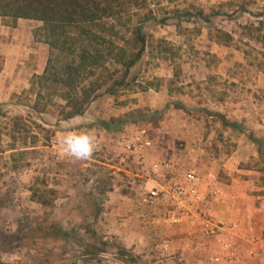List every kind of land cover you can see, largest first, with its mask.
Segmentation results:
<instances>
[{
	"label": "rangeland",
	"instance_id": "374dc122",
	"mask_svg": "<svg viewBox=\"0 0 264 264\" xmlns=\"http://www.w3.org/2000/svg\"><path fill=\"white\" fill-rule=\"evenodd\" d=\"M242 4L246 1L235 0L233 3L235 7ZM200 12L203 16L199 15ZM216 13V10L202 8L200 0H145L118 25L127 40L132 38L130 33L136 26L142 28L148 40L144 56L127 77L128 87L114 96L103 94L78 121L63 120L59 105L65 103L58 97H54L52 103H43L46 107L42 113L34 109L38 89L32 86L36 75L31 74L34 68H46L52 52L49 45L36 42V34L40 33L43 23L34 28L35 23L21 19L22 28L16 32L19 20L15 23L10 18H1L0 28L8 32L4 35L8 44L5 40L0 45L6 46L8 58L13 62L9 72L14 76L16 91L9 103L0 102V263L168 264L161 242L169 239L160 236L159 232L152 248L163 257L151 258L145 254L149 247L126 249L120 236L114 231H105L103 226L109 207L117 205L121 198L136 205L139 199L140 206L147 213L149 208L142 203L145 194L157 186L161 170L174 164L177 177L195 172V185L203 202L192 212L200 214L202 228L206 218L215 224H234L216 222L207 204L221 194L230 203L231 191L237 182L254 183L256 190L252 200L257 207L262 203L264 137L258 139L261 146L255 143L256 157L246 150L245 155L250 154V160L238 166L230 161L234 151L228 141L231 140L230 134L219 135L216 131V128L220 130L216 125L221 123L224 128L236 124L218 115L217 104L238 99L246 108L248 100L258 99L241 84L244 77L254 76L252 71L255 70L247 67L230 70L231 77L240 79L237 90L220 80L222 60L210 41H216L219 36L225 43H232V40L222 37V27L226 25L216 18ZM242 18V22H250L248 16L242 15ZM263 29L264 26L260 31ZM252 30L243 31L248 41L236 38L234 45L236 49H243L251 60H256L257 69L264 73V53H256L249 43L250 37L257 33L255 28ZM256 38L264 43L263 36ZM40 44L45 51L39 52ZM229 55L234 59L233 54ZM5 61L6 56L0 54V72ZM106 64L111 71L121 68L112 62ZM232 91L235 92L232 94ZM127 117L129 123L121 129L118 120ZM17 118H22L19 127ZM102 121L109 123L112 130L99 126ZM239 126L248 140H254V132L243 123ZM192 129L203 130L205 137H211L209 144L195 149L187 143L182 131ZM81 130H90L97 137L98 147L92 158L86 161L74 160L59 143L67 133ZM140 130L146 131L152 142L151 149L128 153L117 147L116 140L122 131L131 135ZM224 137L228 138L227 143ZM241 170L257 174L252 173V178L251 175L237 178ZM169 209V205H164L158 212L164 215ZM139 219L144 231L142 235L148 237L147 221L144 223V219ZM161 224L167 226L163 219ZM171 226L178 225L167 227ZM202 232L204 234V230ZM219 232L224 231H216L215 235H209L210 238L214 239ZM224 233L227 234L226 244L230 231ZM234 237L229 249L223 244L224 250L233 249ZM230 255L234 256L232 252L222 256L225 259L220 264H248L236 255L233 261L226 260ZM262 255L261 252H252L251 259L258 261ZM210 258L196 264H210ZM175 261V264L183 263Z\"/></svg>",
	"mask_w": 264,
	"mask_h": 264
},
{
	"label": "crops",
	"instance_id": "0c3cea01",
	"mask_svg": "<svg viewBox=\"0 0 264 264\" xmlns=\"http://www.w3.org/2000/svg\"><path fill=\"white\" fill-rule=\"evenodd\" d=\"M242 1H246V4L235 7L233 5L235 0H200L202 8L206 7L217 11L216 18L220 19L222 24L226 25L225 27H222V31L232 38V43H225L223 41L218 42L217 40L210 41V45L214 48L215 53H220L218 57L222 60L219 72L221 75L220 80L222 82H228L231 89L234 88V90H237L238 85L240 84V79L236 76L235 78L231 77L230 74L232 72L230 73V70L240 67H247L255 70L254 72L252 71V75L254 74V76H246L244 79L241 78V84L244 85L247 91L256 94L258 99L248 100V107L246 108L243 102H240L238 99L233 100L232 98V100L230 99L231 101L220 102L217 104L218 109L216 111L218 115L225 116L226 121L230 119L233 123H236L235 125L227 126L225 128L222 123L216 125V127H220V130L219 128H216V131L220 133L219 135L230 134L229 137L231 140L228 141L229 143H232L231 148L234 149L232 160L230 161H233V163H236L238 166L241 165V163H247L248 160H250V154L251 156L256 157L257 153V151L255 153V142L251 139L248 140L245 135L241 133L242 128L239 126L240 123H243V126H247L250 131L255 133L254 138L259 139L260 136L264 137V101H262L264 100V73L257 69L255 64L256 60H251L243 49H236L237 46L234 45L236 43L234 39L236 38H242L244 41H248V36L243 34L246 26H253L255 30L260 27L261 23L264 26V0ZM219 10L223 11L218 12ZM233 14L235 15L231 16ZM242 15L248 16L250 22H242ZM1 21L2 19L0 18V22ZM22 21L23 20L18 21V29L14 31L19 32V30H21ZM29 22L35 23L34 28L41 27L42 25V23L38 21ZM0 35H3L0 36V42L6 40V43L8 44L7 36H4L8 35V32H5L3 28H0ZM10 35H13V32H10ZM30 36L33 38L32 33H30ZM256 36H263L264 38V29L255 33V36L250 37L249 39V43L256 53H264V43L258 41ZM45 49L46 48H43L41 45L39 52H43ZM222 53H225V56H223ZM229 53L234 55V59L231 55L228 56ZM0 54L6 56L5 65L0 72V102L9 103L11 96L16 91L14 76L9 72L10 69L13 68V62L9 60L6 46L4 44L0 45ZM44 70L43 67L40 70H35L34 68L31 75H41L44 73ZM228 92L231 93L230 91ZM233 92L235 91H232V94ZM260 96L262 97L260 98ZM79 118H81V116L71 120L78 121ZM259 120H262L263 123L261 124ZM255 121L257 124L254 123ZM182 133L183 137L185 135L187 143L193 145V148L195 149L200 148L202 144H209V139L211 138L205 137L206 133L204 134L203 130L192 129L191 131H182ZM240 136L242 137L240 138ZM224 139H226L224 141L227 143L228 138L224 137ZM218 142L220 141H217L216 143ZM246 150L250 151L249 155H245V152H247ZM174 165L163 171L161 170L162 176L158 178L157 184L160 183L164 186H171L173 184L183 185L187 183L186 176H176L178 172L175 168L176 165ZM164 172L166 173L164 174ZM189 173L195 172L191 171ZM252 173H254V171L241 170L238 171V175L236 176L237 178H240L242 175H251L249 177L252 178L254 177V174H257ZM240 187L243 189L245 188V191L240 189ZM255 190L256 185L254 183L251 184V181L247 183L245 181L242 183L237 182L235 189L233 190L232 188V199L230 203L229 201L227 202L221 194L220 196H216L214 201L207 204L210 206L207 207L211 208L210 214L215 217L216 222L240 224V230L235 233V237L233 238L234 247L230 251L223 249V244L227 237L226 233L219 232V235L215 236L214 239H211V236L206 237L203 234L200 214L195 215V213L192 212L185 217L181 225L167 227L161 224L160 212H158V210L149 209L147 214V210L140 206L139 199H137L138 203L136 205L135 202L131 204L129 200L127 201L124 200V198H121L117 205L109 207L107 214H105L108 218H106L103 228L105 231H114L113 233L115 235H119L120 240L123 242L126 249L134 247L133 249L139 250L143 247H149L145 254H148L147 257L151 258L163 257V255L157 254L158 251L153 250L152 248V246H155L154 244L156 242L155 239L158 238L157 236L163 235L171 242L170 253L165 255L168 257V264H175L173 263L174 260H176L175 262H177V260L183 262L181 264H196L199 260L201 262L202 259H209L211 256L215 255L225 256L230 252L236 255L239 260L248 264H256L255 262L257 260L254 261L251 259L252 252H261L263 255L257 261V264H264V240H262V232L264 231V194L261 197L262 203L257 207L253 202L254 200H252L254 199L252 194ZM257 190L262 191L264 189L262 188L261 190L260 188H257ZM137 195H139V193ZM122 200L124 202H122ZM250 201H252L253 204H249ZM140 217L142 220L144 219V223L147 221V224L145 223V225L150 228L147 233L148 237H143L142 235L144 234V231L143 227H140L139 224V222H141L139 219ZM157 232H159V235ZM153 254L154 256H152Z\"/></svg>",
	"mask_w": 264,
	"mask_h": 264
},
{
	"label": "trees",
	"instance_id": "16d2710c",
	"mask_svg": "<svg viewBox=\"0 0 264 264\" xmlns=\"http://www.w3.org/2000/svg\"><path fill=\"white\" fill-rule=\"evenodd\" d=\"M144 1L0 0V18H10L15 23L21 19L43 23L36 42L52 48L44 73L36 75L32 83L38 89L34 108L37 112H43V103H52L58 97L65 103L59 105L63 120H70L83 116L103 94L114 96L128 87L127 77L144 56L148 40L140 26L131 30L132 38L127 40L118 25ZM199 15L203 16V12ZM262 26L261 23L255 31ZM253 28L245 29L253 32ZM221 35L232 40L228 34ZM120 40L124 44H119ZM108 62L121 68L111 71ZM128 119L118 120L121 129L129 123ZM16 121L19 127L22 118ZM99 126L112 130L105 121ZM252 139L261 146L260 140Z\"/></svg>",
	"mask_w": 264,
	"mask_h": 264
},
{
	"label": "built area",
	"instance_id": "2783aa9c",
	"mask_svg": "<svg viewBox=\"0 0 264 264\" xmlns=\"http://www.w3.org/2000/svg\"><path fill=\"white\" fill-rule=\"evenodd\" d=\"M116 145L119 149L128 153H138L152 148V142L147 137L145 130H140L136 134H127L122 131L116 140ZM186 184H173L171 186H164L157 184L156 187L151 189L143 198V205L151 210H160L164 205H169V209L164 215H161V220L167 226L180 225L183 223L185 217L197 209V204L203 202L199 190L196 188V175L189 173L186 176ZM207 217V216H206ZM205 236L215 235L216 231H230L229 242L224 244L225 249L231 247L232 237L239 231L238 224H215L210 218H206L203 224ZM217 236V234H216ZM161 247L165 255L170 252L171 246L169 240H163ZM224 257L220 255L211 256L210 264H220L224 261ZM235 255H230L226 260L233 261Z\"/></svg>",
	"mask_w": 264,
	"mask_h": 264
},
{
	"label": "clouds",
	"instance_id": "9594fccd",
	"mask_svg": "<svg viewBox=\"0 0 264 264\" xmlns=\"http://www.w3.org/2000/svg\"><path fill=\"white\" fill-rule=\"evenodd\" d=\"M59 143L63 151L77 161L91 159L98 147L97 137L90 130L69 132L59 140Z\"/></svg>",
	"mask_w": 264,
	"mask_h": 264
}]
</instances>
